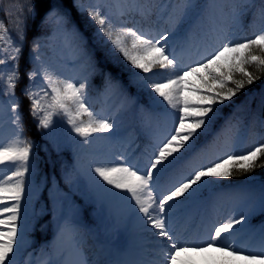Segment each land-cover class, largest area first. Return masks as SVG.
I'll list each match as a JSON object with an SVG mask.
<instances>
[{"label":"snow or ice","instance_id":"6c2138e0","mask_svg":"<svg viewBox=\"0 0 264 264\" xmlns=\"http://www.w3.org/2000/svg\"><path fill=\"white\" fill-rule=\"evenodd\" d=\"M208 7V3L200 5L194 0L161 2L158 6L145 3V0H127L123 7H118L121 18L135 13L143 20L153 16L164 20L167 27L155 33L138 24L129 26L122 20L117 23L112 13L106 11L100 3L84 9L97 26L98 34L106 38L104 42L110 43L111 49L120 53L132 68L145 74L142 77L134 73L133 76L139 87L150 89L160 98V101L151 98V105L163 102L180 113L175 127L157 139L154 154L147 165L140 167L121 154L116 157L119 163L94 161L88 166L87 194L100 206L101 212L107 211L117 223L126 217L134 221L143 232L157 238V254L162 259L155 260L152 264H192L183 258L210 250L233 258L224 259L221 264H234L236 260H243L246 264H264V225L259 229L261 247L258 251L248 250L234 239L237 232L249 224L251 216L264 215V182L251 186V181L255 179L251 177V173L264 168V142L243 150L239 147L240 137L235 132L229 136L235 126L226 125L210 144L206 142L199 149L197 145L199 137L211 130L210 126L218 111L214 106L232 101L246 85L250 86L259 79L246 66L254 63L259 70H264V56L254 54L255 49L264 51V0H261L259 8L262 27L257 34L243 40H233L227 31L213 25L209 32L215 38V46L206 39V50L201 58L185 65L177 54V47L182 48L190 43L193 26L203 18ZM247 10V4L234 6L231 17L233 23H239ZM28 11L31 12L32 9L29 8ZM56 19L58 26L67 31L69 21L66 16L56 14ZM21 24L22 21L18 20L17 33L23 40ZM71 35L78 50L83 51V37L75 29ZM0 42V53H7L6 56L0 55V65L8 61L14 62L7 69H0V82L5 85L6 94L14 97L20 79L18 65L22 48L14 42L3 21H0ZM40 47L39 42L34 46L36 65L28 73L30 83L25 89L38 129H50L48 135L54 137L55 127L59 122L54 117H60L70 127L71 133L80 138L73 140V143L81 151H87L100 139H112L118 131V121L112 115L95 110L88 93L87 78L76 80L62 77L42 59ZM209 48L210 51L207 50ZM157 68L170 70V75L164 79L156 78L159 74L147 75ZM200 73H203L200 80L205 91L196 90L199 100L193 102L182 97L186 90V77ZM237 73L240 78H237ZM108 87L119 88L110 78ZM19 108L20 105L16 102L10 104L12 123L16 127L15 136L8 142L0 141V166H7V169L0 167V264H21L18 257L26 243L28 229L27 206L32 193L27 176L34 171L32 150L35 145L23 135ZM109 133L112 135H107ZM221 138L225 144L223 153L209 159L207 163L192 167L187 175L174 176L161 189L160 176L167 168L185 159L190 153H208ZM6 170L10 174H5ZM79 175V171L73 168L67 176L69 191L61 201L55 243L50 249L44 250L47 256L45 264H94L85 258V233L79 222V210L71 200L73 187L77 184L75 177ZM242 175H248L249 182L240 186H228L226 191L225 186L216 182ZM205 190H215L218 198L233 201L236 206L235 215L230 214L219 222L207 236L185 235L177 229L176 210L185 203L198 199ZM115 206L124 210V216L114 211ZM22 219L24 224L21 228L18 222ZM238 225L241 226L239 229ZM249 227L251 228L250 225ZM64 253H75L77 259H63ZM28 264L32 262L29 261ZM95 264L145 262L109 261Z\"/></svg>","mask_w":264,"mask_h":264},{"label":"trees","instance_id":"16d2710c","mask_svg":"<svg viewBox=\"0 0 264 264\" xmlns=\"http://www.w3.org/2000/svg\"><path fill=\"white\" fill-rule=\"evenodd\" d=\"M173 1L175 2V0ZM228 1L229 6L232 7H238L242 4L248 5V10L241 17L239 23H233L231 18L232 11L228 17L230 19L227 27L231 28L235 33L232 39L243 40L252 37L254 33H258L262 27L259 16L261 0H250L249 3H244L243 0ZM162 2L171 3L172 1L162 0ZM205 2L206 0H200L198 4L203 5ZM116 5L114 1L115 8ZM117 7L119 6L117 5ZM29 8L32 9L31 12L28 11ZM56 14L66 16L69 21L67 31L58 26ZM76 14V6L73 0H0V21L4 22L14 42L22 48L18 65L20 79L15 88V96L7 95L5 85L0 82V103L5 102L10 105L12 102H16L20 105L19 111L22 115L23 135L33 141L35 145L32 150L34 167L32 176L36 192L31 196L28 203L31 207L29 216L31 230L27 233L29 245L20 253L21 264H28L29 261L32 264H45L47 258L44 250L46 248L50 249V246L55 243L57 220L61 213V201L64 194L69 191L67 176L72 172L73 158L75 156L80 158L86 153L81 151L77 144L72 145L73 140H79L80 138L75 133H71L70 127L60 117H54L55 120L59 121L55 127L54 137L48 135L51 131L50 129H38L37 120L31 113V102L25 95V89L30 83L28 73L35 66L34 56L36 53L33 50L35 44L39 42L41 45L40 55L42 57H50L51 51L45 44L48 42L50 35L55 33L69 34L73 29L81 30ZM18 20L22 21L23 40L19 38L17 33ZM0 46H2V42H0ZM85 48L83 50L87 53V57L80 56L82 51L78 50L77 47V56L76 58L74 57L73 61L74 64L82 62L86 66L81 74L87 78L88 93L95 110L98 112L109 110V112L104 114L112 115L118 121V131L113 136L115 140L116 137L121 140H135L136 137L148 140L152 130V118L158 116L159 111L180 115L179 112L169 107L166 103L161 102L155 106L151 105V98L154 97L156 101H160V98L156 97L150 89L141 88L136 84L133 74L138 73L142 77L145 74L132 68L120 53L114 52L105 45L85 44ZM178 48L177 54L182 57L183 53L178 52ZM42 51L44 54H41ZM254 54L264 56V51L255 49ZM0 55L6 56L7 53H0ZM13 63L8 61L6 64L0 65V69H7ZM246 68L249 72L259 76V79L250 86L246 85L232 101H226L223 105L217 104L214 106L218 109L216 117L210 126V132L199 137L197 141L198 149L202 148L206 142L210 144L214 139V135L226 125H234V128H239V147L243 150L250 149L254 145L264 142V70H259L254 63L247 65ZM156 72L165 74L163 69L159 68L153 70V73ZM147 75L152 76V73ZM109 78L119 86L118 89H110L108 87ZM237 78H240L239 73H237ZM198 90L201 92L205 91L202 86ZM115 97L119 98L121 102L119 101V105L113 111ZM182 97L193 102L199 100L197 91L194 95L191 92H184ZM83 119H86V117H83ZM233 132L235 131L233 130ZM107 135L111 136L112 134L109 133ZM98 141L103 140L100 139ZM194 153L188 154L187 157ZM187 157L177 164L184 162ZM170 159L173 158L170 157ZM203 163L205 162L201 164ZM172 167L167 168L160 177L167 174ZM251 177L255 178L251 181V186L255 187L264 182V168H258L253 171ZM75 179L77 184L73 187L71 200L79 210V221L86 227V229L82 227V230L84 229L85 237L90 242L88 249H92L94 244H92L91 235L87 231L90 230L93 236H98L103 241V234L108 228L107 221L99 205L94 203L87 194V185L79 177H75ZM30 180L31 177L28 175V184ZM249 180L250 177L248 175H242L216 182L225 186L224 190H227L228 186L245 185ZM188 205L195 206V211L199 209L196 201H192ZM202 205L203 202L199 207ZM262 225H264V215L256 214L250 217L249 224L244 225L243 229L251 234L254 239L260 241L259 229ZM240 227L239 225L237 226V228ZM199 229L200 226L197 231ZM92 257L98 261V256L95 255V252ZM224 259L227 258L219 256L216 261H213V264H221Z\"/></svg>","mask_w":264,"mask_h":264},{"label":"rangeland","instance_id":"374dc122","mask_svg":"<svg viewBox=\"0 0 264 264\" xmlns=\"http://www.w3.org/2000/svg\"><path fill=\"white\" fill-rule=\"evenodd\" d=\"M76 6L77 17L79 23L81 25V30L78 31L80 35L83 37V49L85 48V44L90 45H105L111 49L110 43H105L106 38H103L101 35L98 34V28L93 21L87 16L86 12L84 11L85 8L95 5L96 3H100L104 6L106 11H110L112 13L113 19L120 23L121 20L132 26L134 24H138L139 26L144 27L145 30H151L153 33L156 31H162L167 27V24L164 20L160 19L158 16H153L151 19L143 20L140 16L133 13L132 15L125 16L121 18L118 13V7L116 5V9L114 8V1L116 4L119 2V7H123L127 0H73ZM171 3H174L171 0ZM199 0H194L197 3ZM250 0H243L244 3H249ZM162 0H145V3H152L155 6H158ZM209 7L206 9V13L203 15V18L200 19L199 24H195L192 28V32L194 35L191 34L190 36V43L195 42V48L192 49V52H197V54L202 52V49L205 48V40L210 43L213 47L215 46V38L209 32L210 28L215 25L218 29H223L226 31V27L229 22V15L232 11V6H229L228 0H208L207 2ZM80 5H83L81 7ZM206 34L207 37H206ZM46 46L51 51L50 57H42V59L47 62L51 68L60 74L62 77H67L70 79H76L80 77L77 75V69L82 72V70L86 67L84 63L78 62L74 64L73 60L77 56V43L73 40L71 34L67 33H60V34H52L48 38V42L45 43ZM86 49V48H85ZM199 49V50H198ZM112 50V49H111ZM198 50V51H197ZM207 50H211L210 48ZM114 51V50H113ZM115 52V51H114ZM41 54H44L42 51ZM75 58L73 59V57ZM84 58L87 57L85 55L84 50L80 54ZM57 57V59H55ZM34 64L36 65V61L34 60ZM165 74H159L158 72L152 73L159 74L156 78L164 79L168 75H170V70L163 69ZM203 73H200L196 76H188L186 77V85L184 92H191L193 95L196 93V90L199 89L201 85L200 76ZM182 93V96L184 95ZM116 99V97H115ZM119 105V100H117ZM116 107V106H115ZM176 117H174L175 119ZM172 125H176L174 122ZM239 128H233L231 132H229V136L233 134V130L238 135ZM16 134V127L12 123V113L10 111V107L8 104L0 105V141L8 142L11 138H13ZM165 133H157L154 148L156 145V141L158 138L163 137ZM216 136H214L215 138ZM105 142V141H104ZM75 145V143H72ZM95 146L91 149L85 151L86 153L83 154L80 158H76L74 160V168H76L80 175L78 176L86 185H88V166L92 162H100V161H110L113 163H119L116 160V157L120 155L117 150H115L110 144H106L103 142H96ZM154 148L150 149L149 152L154 154ZM225 151V144L223 138L219 142H217L215 148L209 151L206 154L201 155L199 152L197 155L193 157L190 161V167H194L199 165L204 161H208L209 159L214 158L215 156L223 153ZM85 155V156H84ZM5 167L7 166H0ZM5 174H10L7 170ZM179 175H187L185 173H179ZM31 180L28 184L29 188L31 189V193L34 194L36 192L35 189V182L30 174ZM97 179H99L97 177ZM170 180H167L163 184H160L161 189L168 185ZM101 183H103L101 181ZM215 190H205L199 198H202L205 195H211ZM126 195V193L124 194ZM198 198V199H199ZM210 211L206 214L204 222L206 220V227L204 226V236L208 235V232L219 222L225 220L230 214L235 215L236 206L233 201L229 199H223L218 201H211L210 202ZM28 207V206H27ZM100 207V206H99ZM31 207H28V218L30 215ZM114 211L120 213L121 216H124V210L119 206H115ZM104 217L107 221L108 229L106 230V247L105 250H102V254L105 257L106 261H146V260H158L162 259V257L158 256L157 254V245L155 244L156 237L150 236L148 233H145L140 229L134 221L127 219L126 217L123 218V221L117 223L112 216L109 215L107 211L104 212ZM177 215V213H176ZM23 216V213H22ZM23 221V219L21 220ZM21 224V228L23 227V222ZM176 226L178 231L184 232L185 235L191 234V229L186 228L182 222L178 221L176 218ZM30 226L28 224V229ZM239 229V228H238ZM237 244L245 247L248 250L258 251L261 247V241L256 242L255 240H250V236L245 234L243 231H238L236 236L234 237ZM97 241V238H94ZM27 246V239L24 245V248ZM152 252L153 254H150ZM151 256V258H149ZM219 256H223L221 253L215 252L210 250L207 253L203 254H189L188 256L184 257L183 259L192 262V264H213V261H216ZM224 257V256H223ZM63 259H67L69 261H75L77 256L75 253H64L62 256ZM228 260H232L231 257H226ZM19 259V257H18ZM234 264H246L243 260H236Z\"/></svg>","mask_w":264,"mask_h":264},{"label":"bare ground","instance_id":"6f19581e","mask_svg":"<svg viewBox=\"0 0 264 264\" xmlns=\"http://www.w3.org/2000/svg\"><path fill=\"white\" fill-rule=\"evenodd\" d=\"M57 20V19H56Z\"/></svg>","mask_w":264,"mask_h":264}]
</instances>
